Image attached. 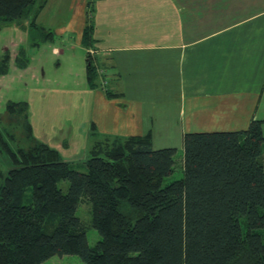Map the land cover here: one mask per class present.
Segmentation results:
<instances>
[{
  "label": "trees",
  "instance_id": "trees-1",
  "mask_svg": "<svg viewBox=\"0 0 264 264\" xmlns=\"http://www.w3.org/2000/svg\"><path fill=\"white\" fill-rule=\"evenodd\" d=\"M47 2L0 0V25L32 11L37 17ZM93 13L87 11L82 34L88 50L95 44ZM8 62L0 60V75ZM87 73L89 86L99 87L90 54ZM19 114L28 148L11 147V134L0 133L11 164L0 171V264L64 255L86 264H264V121L253 119L242 131L185 134L184 176L166 183L176 149H154L151 133L96 142L81 172L35 138L27 102L9 103L7 115ZM81 204L91 206L90 223L78 216ZM90 226L101 236L94 246Z\"/></svg>",
  "mask_w": 264,
  "mask_h": 264
},
{
  "label": "crops",
  "instance_id": "crops-1",
  "mask_svg": "<svg viewBox=\"0 0 264 264\" xmlns=\"http://www.w3.org/2000/svg\"><path fill=\"white\" fill-rule=\"evenodd\" d=\"M92 5L100 86L59 97L55 114L48 110L39 121L28 103L35 138L66 161L107 136L151 133L156 150L165 146L158 140L176 136L183 148L185 134L242 131L253 119L264 121V0Z\"/></svg>",
  "mask_w": 264,
  "mask_h": 264
},
{
  "label": "rangeland",
  "instance_id": "rangeland-1",
  "mask_svg": "<svg viewBox=\"0 0 264 264\" xmlns=\"http://www.w3.org/2000/svg\"><path fill=\"white\" fill-rule=\"evenodd\" d=\"M93 1L48 0L37 17L32 11L19 22L0 25V60L9 57L8 71L0 75V133L6 136L11 134L10 142H7L11 147L28 148L29 141L26 137L23 115L14 117L7 115L9 103L27 102L30 106L32 104L39 121L41 115L48 110L55 114L53 103H57L59 97L64 100L71 96V91L87 88L88 54L82 45L81 34L85 26L83 17L85 12L94 8ZM80 17V22H77ZM32 21L36 22L39 28L32 27L30 25ZM50 34L51 37H46ZM92 50L93 58L97 51ZM60 108L57 104V111ZM62 115L60 114L57 121L64 122ZM53 124L55 123L51 120L48 128L56 132L57 128L53 127ZM52 131H47L46 135H52ZM178 139L179 137L175 136L165 142V139L157 138L158 142L165 144L163 148L176 149L175 171L166 183L184 176V151ZM90 149L79 152V156L76 155L70 160L73 169L87 171L85 163L90 157ZM10 168V162L0 151V171L6 172ZM60 187L64 193H67L69 182L63 181ZM78 216L85 223H90L91 206L81 204L78 208ZM50 232L51 230L48 231ZM87 238L90 246L96 245L101 240L99 232L91 226L87 230ZM43 264L86 263L78 255H64L54 256Z\"/></svg>",
  "mask_w": 264,
  "mask_h": 264
},
{
  "label": "built area",
  "instance_id": "built-area-1",
  "mask_svg": "<svg viewBox=\"0 0 264 264\" xmlns=\"http://www.w3.org/2000/svg\"><path fill=\"white\" fill-rule=\"evenodd\" d=\"M90 54H93V51H90Z\"/></svg>",
  "mask_w": 264,
  "mask_h": 264
}]
</instances>
